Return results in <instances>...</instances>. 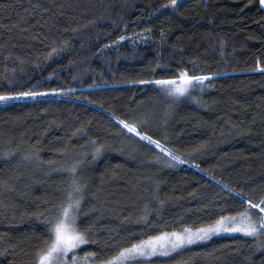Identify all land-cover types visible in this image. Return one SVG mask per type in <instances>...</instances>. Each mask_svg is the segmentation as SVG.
Returning a JSON list of instances; mask_svg holds the SVG:
<instances>
[{
    "label": "trees",
    "instance_id": "1",
    "mask_svg": "<svg viewBox=\"0 0 264 264\" xmlns=\"http://www.w3.org/2000/svg\"><path fill=\"white\" fill-rule=\"evenodd\" d=\"M185 70L207 77L193 96L155 83ZM0 96V264H36L73 180L75 253L97 263L264 199L260 0H0ZM261 245L215 236L148 264H264Z\"/></svg>",
    "mask_w": 264,
    "mask_h": 264
},
{
    "label": "snow or ice",
    "instance_id": "2",
    "mask_svg": "<svg viewBox=\"0 0 264 264\" xmlns=\"http://www.w3.org/2000/svg\"><path fill=\"white\" fill-rule=\"evenodd\" d=\"M264 4V0H260ZM170 4L175 7L177 0H170ZM124 39V37H120ZM206 76H190L187 70L179 73L178 79L157 80L156 84L166 87L170 94H183L194 86L195 82H202ZM55 91V90H53ZM17 96H34L36 93H17ZM8 96H0V101L7 100ZM129 131L142 135L135 124H128L121 121ZM143 138L151 141L157 147H161L159 141L152 140L147 134ZM99 148L97 149V152ZM172 155L171 152L168 153ZM72 171H75L73 169ZM82 189L80 184L73 180L69 190L64 194L65 202L59 209V214L48 222L49 238L45 241V247L39 251L36 264H69L68 254L73 253L71 264H88L90 258L97 256V253H85L83 257H77L75 251L87 242V234L81 231L77 225V217L81 205ZM247 207L235 215H220L214 223L198 228L183 227L182 230L161 231L156 235L147 236L131 242L128 247L120 248L117 253L107 260H101L100 264H139L138 258L150 257L157 252L167 254L175 251L185 244H191L196 240L208 239L213 233L219 232H239L247 236L257 237L264 235V199L253 204L252 200L246 199ZM252 209H258V219H253ZM264 247V245H261Z\"/></svg>",
    "mask_w": 264,
    "mask_h": 264
},
{
    "label": "rangeland",
    "instance_id": "3",
    "mask_svg": "<svg viewBox=\"0 0 264 264\" xmlns=\"http://www.w3.org/2000/svg\"><path fill=\"white\" fill-rule=\"evenodd\" d=\"M180 1H182V0H177V3L180 2ZM262 5L264 6V4H262ZM197 83H199V82H195L194 83V86L190 87L188 89V91L185 92V93H183V94L177 95V94H170L169 92H168V94L170 96H172V97H175V98L193 96V91L197 87V85H196ZM164 87L166 88L168 86H164ZM193 229H195V228H193ZM236 234H244V233H239V232H219V233H213V234H211L209 236L208 239L196 240V241H194L191 244H185V245L181 246L180 248L176 249L175 251H179V250H181L183 248H186V247H189V246H192V245H197V244H202V243L208 242L211 238H213L215 236H230V235H236ZM175 251H170L167 254H164L163 252H157L155 255L150 256V257H140V258H138V261H139V264H148V260H150V259H152L154 257L169 255V254H171L172 252H175ZM75 255H76V253H75ZM72 256H73V253L70 252L68 254L69 264H71V262H72ZM76 256L77 257H83V256H78V255H76ZM88 264H100V263H97V262L93 261L92 258H90Z\"/></svg>",
    "mask_w": 264,
    "mask_h": 264
}]
</instances>
